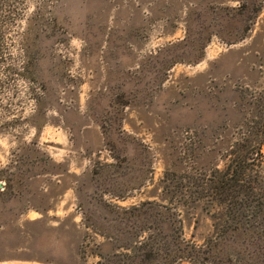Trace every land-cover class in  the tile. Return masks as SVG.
I'll use <instances>...</instances> for the list:
<instances>
[{"label":"rangeland","instance_id":"rangeland-1","mask_svg":"<svg viewBox=\"0 0 264 264\" xmlns=\"http://www.w3.org/2000/svg\"><path fill=\"white\" fill-rule=\"evenodd\" d=\"M261 97L264 0H0V264H264V146L233 229L172 195Z\"/></svg>","mask_w":264,"mask_h":264},{"label":"trees","instance_id":"trees-1","mask_svg":"<svg viewBox=\"0 0 264 264\" xmlns=\"http://www.w3.org/2000/svg\"><path fill=\"white\" fill-rule=\"evenodd\" d=\"M257 122L249 132L233 147L229 163L224 170H215L211 176L188 177L183 180L172 179V195L182 196L184 202L192 205L196 210L204 204H215L225 208L228 217V230L240 224V206L247 205L255 198L258 190V178L246 173L255 166L256 157L262 155L264 146V97L256 105ZM189 184V187L185 186ZM189 188V193L184 191ZM2 195V194H1ZM207 202V203H205ZM40 221L27 222L36 225Z\"/></svg>","mask_w":264,"mask_h":264}]
</instances>
